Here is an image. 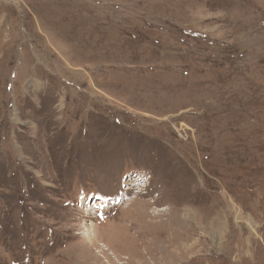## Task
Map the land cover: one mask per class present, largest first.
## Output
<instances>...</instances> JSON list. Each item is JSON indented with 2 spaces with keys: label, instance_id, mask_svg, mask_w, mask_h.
Returning a JSON list of instances; mask_svg holds the SVG:
<instances>
[{
  "label": "rangeland",
  "instance_id": "374dc122",
  "mask_svg": "<svg viewBox=\"0 0 264 264\" xmlns=\"http://www.w3.org/2000/svg\"><path fill=\"white\" fill-rule=\"evenodd\" d=\"M0 264H264V0H0Z\"/></svg>",
  "mask_w": 264,
  "mask_h": 264
},
{
  "label": "bare ground",
  "instance_id": "6f19581e",
  "mask_svg": "<svg viewBox=\"0 0 264 264\" xmlns=\"http://www.w3.org/2000/svg\"><path fill=\"white\" fill-rule=\"evenodd\" d=\"M208 215H209V214H208ZM106 228H107V227H106ZM97 233H98V232H97ZM99 237H100V235H99ZM99 237H98V238H99ZM90 239H91V242H93V239H92V237H91Z\"/></svg>",
  "mask_w": 264,
  "mask_h": 264
}]
</instances>
